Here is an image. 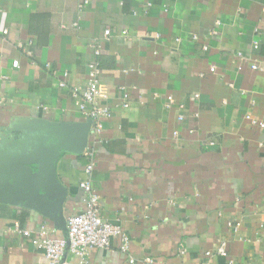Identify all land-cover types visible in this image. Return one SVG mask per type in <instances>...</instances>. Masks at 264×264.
Listing matches in <instances>:
<instances>
[{"label":"crops","instance_id":"0c3cea01","mask_svg":"<svg viewBox=\"0 0 264 264\" xmlns=\"http://www.w3.org/2000/svg\"><path fill=\"white\" fill-rule=\"evenodd\" d=\"M82 1L0 0V264H45L38 232L65 237L87 177L101 216L129 243L127 252L118 238L93 248L90 264H264V129L246 118L264 113V0H88L79 9ZM92 41L97 102L111 111L100 134L71 95L88 79ZM84 126L89 175L83 152L62 144ZM49 145L61 149L65 191L54 216L39 170ZM15 222L30 235L12 232Z\"/></svg>","mask_w":264,"mask_h":264},{"label":"built area","instance_id":"2783aa9c","mask_svg":"<svg viewBox=\"0 0 264 264\" xmlns=\"http://www.w3.org/2000/svg\"><path fill=\"white\" fill-rule=\"evenodd\" d=\"M88 0H83L79 3L78 7L81 9ZM124 35L125 30L121 31ZM0 34H7L6 28H0ZM110 35V30L105 29L103 32V38L107 39ZM195 38V37H194ZM20 46V45H19ZM93 50V59L88 63V79L84 88L74 87L71 89V95L75 100L77 108L84 113L93 123L95 134H100L102 127V120L111 116V111L107 107L98 105V98L101 96V89L99 86V76L101 74L100 54L101 48L98 41H92L90 44ZM258 42H254V47L257 48ZM26 54H29L26 53ZM19 60L13 59L12 66L18 67ZM252 68H257V65H253ZM214 70L213 67L210 69ZM66 75V73H64ZM61 87L66 86V81L61 79L59 81ZM198 97V93L192 95L191 100ZM129 95L128 92H123L120 105L123 107L128 106ZM175 103L174 98L171 95L165 97V108H170ZM177 109L180 111L177 114V120L181 121L184 118L183 109L184 104L182 102L176 103ZM250 124L258 129H264V113L261 118L246 115ZM193 130H189L192 132ZM178 132L175 131L174 134ZM208 144L212 145L213 142ZM260 146L264 145V138L259 143ZM84 156L88 158V162L85 166V173L90 174L93 168L92 151L85 150ZM80 188L84 192L83 209L67 218V230L65 237L49 236L44 226H42L38 232L39 241L44 249L45 264H90L89 255L93 248H108L111 245V240L118 238L120 245V251L127 252L128 250V237L121 230L120 226L112 223L109 220L104 219L101 216V204L99 195L92 186L89 177L79 182ZM238 225V223L236 224ZM12 232L21 234L28 237L30 231L23 228L20 223L15 222L12 227H9ZM69 253L76 257V261H68L65 258L66 253ZM217 252L226 257V244L220 242ZM133 258H130V262H133Z\"/></svg>","mask_w":264,"mask_h":264},{"label":"water","instance_id":"95a60500","mask_svg":"<svg viewBox=\"0 0 264 264\" xmlns=\"http://www.w3.org/2000/svg\"><path fill=\"white\" fill-rule=\"evenodd\" d=\"M87 126L73 128L67 131L64 140L63 148L72 150L78 153L83 152L86 146ZM75 142L76 145L69 143ZM60 147L57 145H49L42 147L39 159V170L44 176V183L41 185V190L44 194L43 205L50 207V216H54L60 212L64 199V189L61 186L56 174V160L60 154Z\"/></svg>","mask_w":264,"mask_h":264}]
</instances>
